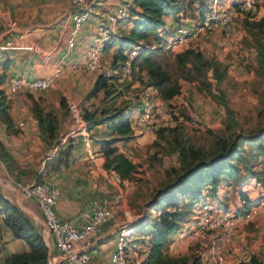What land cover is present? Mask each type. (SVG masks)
I'll list each match as a JSON object with an SVG mask.
<instances>
[{
    "label": "rangeland",
    "instance_id": "374dc122",
    "mask_svg": "<svg viewBox=\"0 0 264 264\" xmlns=\"http://www.w3.org/2000/svg\"><path fill=\"white\" fill-rule=\"evenodd\" d=\"M225 1L227 0H221L217 6L226 8ZM243 1L245 0L232 2L228 7L236 8ZM253 1L256 7L254 13L244 11L235 18L236 38L228 39L220 33H215L218 34L216 36L204 35L201 38L204 44H198L193 50L179 48L180 51H167L164 49V41L172 35L173 29L170 26L166 27L161 39L153 37L140 41L154 49L159 45L162 58L155 59L160 61L157 67L165 70L170 82L179 88V93L169 101H176L181 118L185 119L188 111L194 110L206 124L201 121V126L197 129L180 126L169 128L160 135L156 132L151 137L143 136L132 141L117 140L115 144L120 151L136 165L135 175L123 183L128 186L118 185L113 174L110 176L102 170V196L105 197L106 205L112 209L114 219L118 221L120 191L125 201L124 210L119 209L122 216L120 220L136 222L140 218L145 219L147 215H154L152 211H147L144 202L150 200L154 191L161 189L172 178V175H168L171 173L168 168L178 166L181 146L176 147L175 141L180 139L185 147L198 150L206 159L224 150L228 144L234 146L231 149L232 159L222 163L227 170L235 172L236 179H233L238 183L233 182L227 190L222 188L224 184H219L222 187L216 189L217 195L205 185L207 191L202 189L201 196L213 200L222 208L237 211L243 205L238 196L240 192L254 201L257 209L252 210L251 221L240 225L232 238H226L220 232H209L203 238L188 239L186 232L192 225L191 212L182 217L177 223L178 232L173 236L175 238L169 250L175 256L187 254L188 264H201L197 257L207 255L211 245L218 251L221 259L219 264L225 263V259L231 254V244L247 230L257 231L255 240L259 237L264 243V0ZM178 7L180 10L169 16L174 20L182 18L183 24H176L190 28L210 11L212 0H179ZM131 44L126 34L120 33L113 48L103 54L110 81L106 82L104 94L99 92L93 99L87 100L88 109L95 106L100 110L112 109L113 105L126 107L130 98L139 101L140 97H144L154 103L160 101L157 90L147 83L146 68L130 69L126 74L121 70L120 58L112 59L116 53L123 55ZM186 51H189L187 55L184 54ZM239 56H243V60H238ZM154 62L151 65L155 66ZM65 155V148L56 149L52 158L44 160L42 172L35 180H47L48 172L53 170V158L58 157L54 161L58 165L65 161ZM0 174L8 182V188L16 190L1 167ZM3 193L9 195L5 189ZM9 196L15 204L14 198ZM217 196L223 198V202ZM258 232H261L259 236ZM1 249L0 246V259L3 255ZM260 258L264 260V256ZM236 261L241 263L243 258L236 257Z\"/></svg>",
    "mask_w": 264,
    "mask_h": 264
},
{
    "label": "crops",
    "instance_id": "0c3cea01",
    "mask_svg": "<svg viewBox=\"0 0 264 264\" xmlns=\"http://www.w3.org/2000/svg\"><path fill=\"white\" fill-rule=\"evenodd\" d=\"M120 1L103 0L100 4L92 5L87 21L74 38L73 46L67 48L66 41L72 27L70 0H0V73H3L5 77L14 75L30 79L49 77L56 69H59V74L54 78L51 87L43 92L22 89L9 93L5 84L1 85L8 102V112L14 127L19 132L16 135H6L4 126L0 124V146L5 153L0 157V167L12 184L23 185L34 181L42 172L44 160L56 154V151L51 154L52 147H56L57 150L65 148V161L56 165L55 160L58 157L55 156L51 161V164L54 163L53 170L48 172L47 180L43 181L60 191V197L54 206L57 216L62 220H71L77 226L80 225L77 218L81 211L105 200L102 196L104 192V173L101 169L103 157L92 139L101 127H94L87 132L80 116L81 108H87L88 104L84 96L95 79L93 74L86 72L83 68L84 41L93 32L95 21L100 16L112 12ZM235 1L238 0L225 1L226 6ZM182 20V18L174 20L171 16H166L163 18L164 29L170 26L172 28ZM127 28L128 24L119 22L116 35L118 30L126 33ZM233 38H236L235 31ZM7 39H12L10 45H6ZM216 43L220 44L218 41ZM198 44L202 45L204 41L200 39ZM221 45L223 47V44ZM221 45L218 46L220 49H222ZM105 52L103 51V54ZM61 101L64 106H61ZM32 104L37 105L42 112H50L57 118L56 135L52 144L46 143L40 136L37 122L31 113ZM127 111L133 114L135 109L128 105ZM200 120L206 124L201 116ZM152 135L133 134V138L129 141ZM7 183L0 176V195L10 202L12 199L9 195H11L17 205L18 194L24 210L41 220L35 202L31 198L21 197L18 189L8 188ZM220 184L223 185V183ZM222 185L218 184L213 188L215 194L216 189ZM229 187L230 185H225L222 188L227 190ZM3 189L9 195L4 194ZM118 193V221L113 217L111 221L101 226L91 244L86 247L92 264H111L110 254L114 248L112 230L121 221L120 210L125 208L122 193L120 191ZM218 198L223 202V198ZM248 200L250 201L249 211L252 213L257 206H254V201ZM1 219L0 214L2 253L25 251L26 245L21 240L12 239L10 231L4 227ZM135 223L134 220L131 225L129 248L126 250L128 263L131 264H139L148 253L145 240L142 242L134 233ZM38 225L42 235L44 226L42 223ZM256 233L251 230L241 233L242 239H237L231 244V254L225 259V263L221 264H264V260L260 258L264 256V243L259 240V237L255 240ZM260 234L261 232H258V236ZM47 248L51 256V264H65L57 258L51 242H48ZM212 251L218 254L211 245L207 255H201L203 256L201 264H210L206 262V257ZM169 252L171 253L170 250ZM240 256L243 262L238 263L236 257Z\"/></svg>",
    "mask_w": 264,
    "mask_h": 264
},
{
    "label": "trees",
    "instance_id": "16d2710c",
    "mask_svg": "<svg viewBox=\"0 0 264 264\" xmlns=\"http://www.w3.org/2000/svg\"><path fill=\"white\" fill-rule=\"evenodd\" d=\"M178 3L179 0H132L127 18L123 21L128 24L126 38L132 43L127 48L139 44L137 54L130 61V69L146 68L147 83L149 87L157 90L156 93L162 101H168L176 96L179 93V88L170 82V77L165 70L157 67L160 61L155 59L162 58L158 50L159 45L157 49H154L149 45L141 44L140 41L153 37L157 40L161 39L158 32L163 28V18L177 13L180 10ZM120 33L118 32V35ZM118 35L103 46V51L114 46ZM188 53L189 51L184 52L185 55ZM117 57L120 58V63L124 61V54L116 53L112 59ZM176 58L180 60L179 57ZM138 61L140 63H137ZM152 61L155 66L151 65ZM4 79L5 75L0 73V124L4 126L6 135H16L19 130L14 127L8 112V102L1 89ZM107 81H110L107 75L97 74L84 96V100L95 97L99 92L104 94ZM61 106H64L63 101H61ZM31 113L37 122L42 139L46 143L52 144L56 135L57 118L50 112H42L35 104L31 106ZM129 114L127 106L115 107L114 105L112 109L100 110L96 106L92 109L81 108L80 113L87 132L94 127H102L92 138L103 157L101 169L110 176L113 174L117 184L122 187L124 186L123 182L131 179L136 171V165L115 144L117 140L122 139L127 142L133 138L129 125ZM167 129L169 128H160L154 133L157 132L160 135ZM175 144L176 147L181 146V148L179 149L178 166L168 168V171L171 172L168 175H172V178L167 179L168 183L161 189L155 190L152 198L144 202L147 211H152L154 215H147L148 217L140 218L135 223L134 233L140 237L142 242L145 240L148 250L146 258L139 264H188L187 254L175 256L169 252L173 236L178 232L177 223L189 212H191V217L193 208L204 198L201 196V190H205V185L206 188H212L213 192V188L220 183L224 185L238 183L233 179L235 172L227 170L226 165L222 163L232 159L231 149L234 146L228 144L224 150L206 159V156L198 150L189 146L185 147L186 145L180 142V139L175 141ZM4 155L0 146V157ZM238 196L243 205L235 213L249 211L250 201L248 198L240 192ZM193 204H195L194 207ZM0 214L2 224L10 231L12 239L21 240L27 247L20 253H3L1 264H48V256L50 259L51 256L48 255V248L42 239L40 226L27 217L17 205L4 199L1 195ZM198 260H200L199 257H197Z\"/></svg>",
    "mask_w": 264,
    "mask_h": 264
},
{
    "label": "built area",
    "instance_id": "2783aa9c",
    "mask_svg": "<svg viewBox=\"0 0 264 264\" xmlns=\"http://www.w3.org/2000/svg\"><path fill=\"white\" fill-rule=\"evenodd\" d=\"M220 1L212 0L210 11L192 27L174 25L172 35L164 41V49L167 51H180L179 48L195 49L204 35L215 33L232 39L236 16L244 11H250L249 13L256 11L253 0H245L236 8L218 7L217 3ZM101 2L103 0H70L72 27L66 41L67 48L73 46L75 36L89 17L91 6ZM131 6L132 0H121L112 12L100 16L95 21L93 32L84 41L83 68L86 72L94 76L97 74L107 75L108 69L103 58V46L115 38L117 25L127 18ZM165 32L163 26L158 35L161 36ZM11 42L12 39L5 41L6 45H10ZM138 50L139 44H136L124 51L125 58L120 67L126 74L130 72V61ZM238 60H243V56H239ZM58 74L59 69H56L49 77L25 79L20 76L7 75L4 84L9 93L22 89L43 92L51 87ZM140 98L139 101L134 98L129 99V105L135 109L133 114H129L132 134H154L160 128L185 126L189 129H197L201 126L200 117L194 110L188 111L187 117L182 119L176 101L159 99V102L154 103L149 102L147 98ZM55 151L56 147H52L51 154ZM15 186L21 197L31 198L37 205L44 226V233L41 236L45 240L46 247L48 242H51L57 253V258L65 264H92L86 247L91 244L98 229L113 219V212L105 201L94 203L81 211L77 218L80 225L77 226L71 220L60 219L54 211V206L60 197V191L57 188L43 180ZM251 219L250 211L236 214L235 211L222 208L213 200L210 201L204 197L193 209L190 217L192 225L186 232V236L188 239L203 238L206 233L220 232L224 237L232 238L237 228L249 223ZM132 224L133 222L129 220H122L113 228L114 248L110 254L111 264H129L126 250L129 247ZM206 259V262H210V264H219L221 260L215 251H212ZM48 261L50 262L49 256Z\"/></svg>",
    "mask_w": 264,
    "mask_h": 264
},
{
    "label": "water",
    "instance_id": "95a60500",
    "mask_svg": "<svg viewBox=\"0 0 264 264\" xmlns=\"http://www.w3.org/2000/svg\"><path fill=\"white\" fill-rule=\"evenodd\" d=\"M17 206H18V208L27 216V217H29L30 219H32L34 222H38V223H42V220H40V219H37V218H35L32 214H30L29 212H27L26 210H24V208H23V206H22V204H21V202H20V198H19V196H18V194H17ZM43 241H44V243H45V240L43 239ZM45 245H46V243H45ZM48 262V264H50V262L49 261H47Z\"/></svg>",
    "mask_w": 264,
    "mask_h": 264
},
{
    "label": "bare ground",
    "instance_id": "6f19581e",
    "mask_svg": "<svg viewBox=\"0 0 264 264\" xmlns=\"http://www.w3.org/2000/svg\"><path fill=\"white\" fill-rule=\"evenodd\" d=\"M10 187V186H9Z\"/></svg>",
    "mask_w": 264,
    "mask_h": 264
}]
</instances>
